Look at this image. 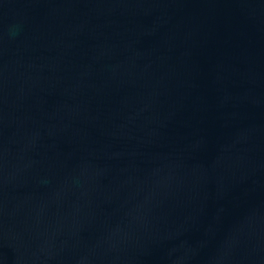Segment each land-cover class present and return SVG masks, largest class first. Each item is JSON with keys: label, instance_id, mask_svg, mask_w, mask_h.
Segmentation results:
<instances>
[{"label": "water", "instance_id": "water-1", "mask_svg": "<svg viewBox=\"0 0 264 264\" xmlns=\"http://www.w3.org/2000/svg\"><path fill=\"white\" fill-rule=\"evenodd\" d=\"M0 264H264V0H0Z\"/></svg>", "mask_w": 264, "mask_h": 264}]
</instances>
